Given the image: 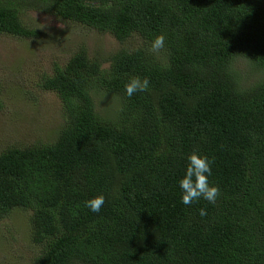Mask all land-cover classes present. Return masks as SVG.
I'll return each mask as SVG.
<instances>
[{
	"label": "trees",
	"instance_id": "16d2710c",
	"mask_svg": "<svg viewBox=\"0 0 264 264\" xmlns=\"http://www.w3.org/2000/svg\"><path fill=\"white\" fill-rule=\"evenodd\" d=\"M26 11L141 40L54 63L39 87L62 104L55 140L0 152V218L31 212L32 264H264V77L242 88L232 71L243 58L264 72V0H0V34L37 38ZM134 76L149 90L129 98ZM95 92L114 114L96 111ZM193 151L211 161L214 204L180 202Z\"/></svg>",
	"mask_w": 264,
	"mask_h": 264
},
{
	"label": "rangeland",
	"instance_id": "374dc122",
	"mask_svg": "<svg viewBox=\"0 0 264 264\" xmlns=\"http://www.w3.org/2000/svg\"><path fill=\"white\" fill-rule=\"evenodd\" d=\"M23 23L39 31L25 39L0 34V152L7 147L49 144L64 122L57 95L39 87L41 77L51 74L54 63L62 65L80 47L90 57L105 59L120 50H134L141 40L133 35L118 42L108 33L63 22L51 15L26 11ZM240 87L262 80L264 72L243 58L232 64ZM93 105L102 114H114L111 95L95 92ZM31 212L17 209L0 218V264H32L40 246L31 240Z\"/></svg>",
	"mask_w": 264,
	"mask_h": 264
},
{
	"label": "clouds",
	"instance_id": "9594fccd",
	"mask_svg": "<svg viewBox=\"0 0 264 264\" xmlns=\"http://www.w3.org/2000/svg\"><path fill=\"white\" fill-rule=\"evenodd\" d=\"M165 46V36H156L151 41L150 50L159 52ZM149 90V79L139 76L130 77L124 85L125 94L131 98L135 93H144ZM184 175L178 180L180 189V202L184 205H191L200 199L209 203H215L220 195L217 186L209 183L211 175V161L207 156L193 151L186 157ZM105 203V197L97 195L85 202L86 207L94 213H99ZM206 210L201 208L200 215L205 216Z\"/></svg>",
	"mask_w": 264,
	"mask_h": 264
}]
</instances>
